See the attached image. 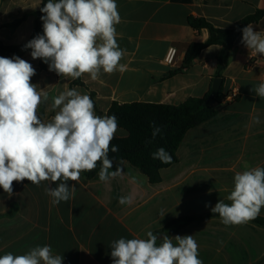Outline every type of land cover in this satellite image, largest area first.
<instances>
[{
    "label": "crops",
    "instance_id": "0c3cea01",
    "mask_svg": "<svg viewBox=\"0 0 264 264\" xmlns=\"http://www.w3.org/2000/svg\"><path fill=\"white\" fill-rule=\"evenodd\" d=\"M116 3L121 17L115 26L116 39L124 50L120 61L124 71H101L95 81L87 74L73 80L50 71L47 63L42 67L41 59L31 57V49L19 56L36 70L31 82L49 93L48 101L38 108L42 121L55 115L49 110L52 98L65 89L88 94L98 116L108 115L115 102L180 105L190 98L206 97L219 77L222 47H207L181 72L189 46L210 36L206 29L195 30L189 18L202 17L218 28H233L264 9V0ZM41 4L42 0H0V44H27ZM251 25L264 37V17ZM241 41L242 33L221 77L223 92L237 96L215 104L218 114L188 131L177 151L178 162L161 170L159 182L152 183L139 168L122 160L108 169L109 173L119 169L120 175L106 182L99 179V173L92 179L81 173L78 182L69 181V186L74 183L76 187L74 198L58 205L46 193L48 187L57 186L50 181L39 185L26 179L14 181L10 197L0 188V256L22 255L49 245L53 255L63 257L62 264H113V241L146 239L152 231L158 245L165 235H193L203 264H264V227L252 222L225 225L213 216L169 228L176 220L213 213L211 208L219 200L230 204L227 197L234 189L235 174L264 168V98L253 91L264 83V62L252 60ZM171 49L176 55L169 63L166 58ZM128 135L119 127L115 137ZM120 197H130L131 202L121 204ZM259 217L264 218V207Z\"/></svg>",
    "mask_w": 264,
    "mask_h": 264
},
{
    "label": "clouds",
    "instance_id": "9594fccd",
    "mask_svg": "<svg viewBox=\"0 0 264 264\" xmlns=\"http://www.w3.org/2000/svg\"><path fill=\"white\" fill-rule=\"evenodd\" d=\"M40 11L43 34L24 47L31 49L33 59L47 63L50 71L73 80L87 74L95 81L101 71L111 74L125 70L120 63L124 50L116 39L115 26L121 22L116 0H47ZM241 31V42L252 55L264 56V37L250 24ZM34 75L36 70L28 61L19 56H0V188L10 197L14 181L26 179L35 185L50 181L57 186L48 187L46 193L53 205H58L74 198L75 184L69 186L68 182H78L81 173L94 170L98 162L102 164V182L120 175L119 169L108 171L112 167L108 153L118 151L111 141L119 125L115 115L98 116L91 97L75 88L53 97L49 110L55 115L48 122L42 121L38 108L48 101L49 93L31 82ZM253 91L264 98V83ZM152 128L154 139L161 128L155 122ZM152 158L171 162L163 147L152 153ZM227 199L230 204L219 200L211 208L223 224L241 225L255 220L264 207V168L237 172ZM119 202L126 204L131 199L120 197ZM146 235V239L113 241V264H203L193 235H165L159 245L152 231ZM62 262L63 257L53 255L49 245L36 246L22 255L0 256V264Z\"/></svg>",
    "mask_w": 264,
    "mask_h": 264
},
{
    "label": "trees",
    "instance_id": "16d2710c",
    "mask_svg": "<svg viewBox=\"0 0 264 264\" xmlns=\"http://www.w3.org/2000/svg\"><path fill=\"white\" fill-rule=\"evenodd\" d=\"M46 3L47 0H42L41 8ZM42 15L43 13L39 10L30 40L43 34ZM263 17L264 9H259L237 22L233 28H218L205 18L191 16L189 18L190 25L198 32L204 29L208 30L210 36L205 42H194L189 46L184 58V68L180 71L182 72L192 65L204 49L212 45H219L222 47V52L219 56L218 76L222 77L223 70L229 64L230 52L242 33L241 30L248 24L259 22ZM25 45L0 44V56L8 58L22 56L29 50L24 47ZM45 65L46 63L41 60V66L45 67ZM210 94L211 92L204 98H190L180 105L113 103L108 111V116L115 115L119 127L125 129L129 135L124 138L114 137L111 145L118 147V151L113 152L110 150L108 153L109 159L112 163L122 160L129 161L147 175L152 183L159 182L161 180V170L178 162L177 151L188 131L215 117L219 111L215 104H222V100L228 97L221 88L219 95L213 101L207 102ZM153 122L161 128L160 134L154 139L152 137ZM160 147H163L170 154V163H162L160 160L152 158V153ZM101 167L102 164L98 162L94 170L82 173L87 179H92L101 171ZM213 216L219 217V214L210 213L203 216L186 217L172 222L169 224V228L181 226L195 219ZM250 222L264 227L263 217L258 216Z\"/></svg>",
    "mask_w": 264,
    "mask_h": 264
},
{
    "label": "built area",
    "instance_id": "2783aa9c",
    "mask_svg": "<svg viewBox=\"0 0 264 264\" xmlns=\"http://www.w3.org/2000/svg\"><path fill=\"white\" fill-rule=\"evenodd\" d=\"M175 55H176V50L175 49H171L167 55V58H166V61L169 62V63H172L174 58H175ZM252 60L254 61H262L264 62V56L262 55H252ZM237 95L235 93H232L230 95H228V97L230 98H235Z\"/></svg>",
    "mask_w": 264,
    "mask_h": 264
},
{
    "label": "water",
    "instance_id": "95a60500",
    "mask_svg": "<svg viewBox=\"0 0 264 264\" xmlns=\"http://www.w3.org/2000/svg\"><path fill=\"white\" fill-rule=\"evenodd\" d=\"M222 83H223V78L217 77L214 79L212 91L207 102L213 101L219 95Z\"/></svg>",
    "mask_w": 264,
    "mask_h": 264
}]
</instances>
